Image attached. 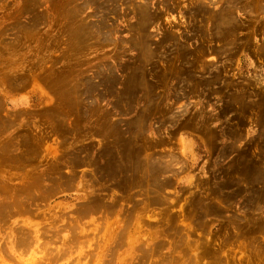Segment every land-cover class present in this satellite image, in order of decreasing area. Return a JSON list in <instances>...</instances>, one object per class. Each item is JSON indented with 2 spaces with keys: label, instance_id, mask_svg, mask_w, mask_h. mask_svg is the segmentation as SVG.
<instances>
[{
  "label": "rangeland",
  "instance_id": "1",
  "mask_svg": "<svg viewBox=\"0 0 264 264\" xmlns=\"http://www.w3.org/2000/svg\"><path fill=\"white\" fill-rule=\"evenodd\" d=\"M263 128L264 0H0V264H264Z\"/></svg>",
  "mask_w": 264,
  "mask_h": 264
},
{
  "label": "bare ground",
  "instance_id": "2",
  "mask_svg": "<svg viewBox=\"0 0 264 264\" xmlns=\"http://www.w3.org/2000/svg\"><path fill=\"white\" fill-rule=\"evenodd\" d=\"M81 4H82V3H81ZM228 25H229V23H228ZM232 26H234V25H232ZM228 46H229V45H228ZM233 46H234V45H233ZM227 49H228V48H227ZM228 50H229V49H228ZM222 51H223V50H222ZM181 52H182V51H181ZM5 125H6V124H5ZM5 125H4V126H5ZM263 129H264V128H263ZM222 134H223V133H222ZM5 144H6V143H5ZM2 148H3V146H2ZM0 149H1V148H0ZM223 149H224V148H223ZM9 151H10V150H9ZM10 157H11V156H10ZM259 160H260V159H259ZM133 164H134V163H133ZM127 165H128V164H127ZM124 166H125V165H124ZM146 167H148V166H146ZM149 167H150V166H149ZM148 169H149V168H148ZM151 169H152V168H151ZM159 169H160V168H159ZM150 174H151V173H150ZM99 175H100V174H99ZM152 175H153V173H152ZM148 176H151V175H148ZM155 176H156V174H155ZM146 177H147V176H146ZM151 177H154V176H151ZM98 180H99V179H98ZM125 181H126V180H125ZM125 181H124V182H125ZM128 186H129V185H128ZM154 188H155V187H154ZM154 190H155V189H154ZM154 190H153V191H154ZM47 249H48V248H47Z\"/></svg>",
  "mask_w": 264,
  "mask_h": 264
}]
</instances>
